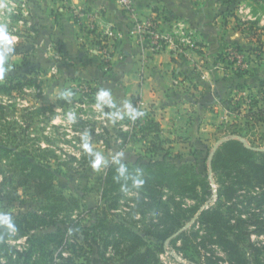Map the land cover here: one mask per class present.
Returning <instances> with one entry per match:
<instances>
[{"label":"trees","instance_id":"16d2710c","mask_svg":"<svg viewBox=\"0 0 264 264\" xmlns=\"http://www.w3.org/2000/svg\"><path fill=\"white\" fill-rule=\"evenodd\" d=\"M18 18L23 21L21 14ZM30 28L35 31L33 22ZM4 55L11 56L0 51V57ZM216 60H225L223 53ZM21 61L23 66L15 62L9 74L6 69L13 63L0 62V72H4L0 76V96L12 97L13 93L22 94L24 89L39 88L35 75L40 65L25 61L24 57ZM241 71L236 73L241 75ZM91 90L97 97L90 101L102 103L104 112L110 113V102L101 100L99 89ZM63 94H59L55 104L65 101ZM137 100L132 97L133 109L122 118L128 129L102 127V142L115 154L126 149L134 126L140 123L142 110L137 108ZM8 106L11 103L5 105L0 98V206L20 208L27 199L37 203L33 208L7 216L0 213V264H75L72 255L63 256L65 250L74 252L69 238L75 244L79 242L97 250L98 241L104 249L112 246L124 260L123 264H160L158 251L164 249L166 242L177 246V241L180 245L176 248L184 256L192 261L202 259L199 262L202 264H264V211H236L242 202L237 192L243 188L258 187L260 193L248 197L246 202L255 201L261 210L264 208V151H252L235 139L224 141L211 158V168L220 185L216 204L199 210L209 188L204 172L195 170L196 153L193 160L168 159L170 153L163 147L166 139H159L162 137L158 124L147 119L148 126L139 127L137 132L142 139L144 129L152 135L148 140L143 139L147 143L144 156L156 154V157L147 159L139 155L134 161L119 158L118 163L109 165L100 192L104 202L95 207L93 225L82 226L70 218V212L81 208L77 191L67 194L58 183L64 170L72 168L64 167L65 163L52 164L48 158L53 154L47 149H38L37 155L21 153L17 149L21 143L16 120L13 116L10 122L6 121L5 113L11 112ZM49 109L50 106L40 109V115L43 117ZM23 135L28 133L24 130ZM128 193H132L129 219L108 214L107 211H120L121 199ZM188 198L195 200V204H187ZM196 211L195 224L180 231ZM252 235L262 240H253ZM23 237L22 248L8 242L9 238ZM218 251L223 255H218ZM194 255L199 258L195 259ZM57 258L61 261L57 262ZM84 259L87 261L80 264H88V257Z\"/></svg>","mask_w":264,"mask_h":264},{"label":"rangeland","instance_id":"374dc122","mask_svg":"<svg viewBox=\"0 0 264 264\" xmlns=\"http://www.w3.org/2000/svg\"><path fill=\"white\" fill-rule=\"evenodd\" d=\"M0 1L4 4V6L0 5V51L11 54V56H1L0 62L10 60L13 63L6 69L7 74L10 73V69H13L15 62H19L18 65L23 66L22 57L25 61L40 65V70L35 75L39 81L40 93H37L36 88L32 87L24 89L22 94L13 93L12 97L0 96L5 105L11 103V106H8L11 112L5 113V116L6 121L10 122L13 116L16 120L18 140L21 143L17 149L21 153L27 151L33 155H37L38 149H47L53 154L48 158L52 164L65 163L64 167L72 168L64 170L63 176L58 180L59 185L65 189V193L70 194L72 191H77L80 198L81 208L70 212V218L78 220L82 226H92L96 218L95 207L98 203V205H102L104 202V199L100 198V192L102 180L109 165L118 163L119 158L134 161L139 155H145L147 143H144L143 139L148 140L152 135L144 129L145 136L142 139L140 138L141 134L137 131L141 126H148L147 119H150L151 111H142L140 123L134 126V132L130 137L131 142L119 156L114 153L113 149H107L101 138L102 127L111 130L118 127L127 129L122 121L124 117L116 121L111 112L105 113L97 107L98 102H91L92 98H87L85 102L79 100L84 95L72 89V85L77 81L74 80V83L69 84L67 80L62 81L65 78L62 77L59 69L55 73L51 71V66L58 59L35 52L36 33L30 28L33 21L29 14L31 5L29 0ZM223 3L227 5L229 11L227 13L230 17L229 22L234 24L242 39L241 44L232 45V47L243 53L249 68L239 69L242 70L239 75L225 65L230 73L222 82V90L220 92L210 91L211 93H207L206 96L208 99L206 107H208L210 117L214 122L203 119L202 123L209 126L208 130L202 128L197 133L185 136V140L194 142V145L192 144L194 153H197L200 148L203 152L198 153L199 159L197 158L195 170L204 172L209 193L205 196V201L200 205L199 210L216 204L220 185L216 180V174L212 171L211 158L224 141L235 139L252 151H264V85L262 86L264 83L262 82L264 81V0H223ZM18 14L22 15L23 21L19 20ZM13 52L16 53L13 54ZM39 59L41 60L39 61ZM2 66L3 64H1V69H3ZM3 74L4 72L1 70L0 76ZM64 81L66 84H63ZM185 92L192 95V99L198 103L204 99L199 95L198 90L186 88ZM62 93H64L65 101L61 105L55 104L57 98L61 96L59 94ZM213 93H217V95L214 96ZM49 106L50 109L46 110L42 117L39 110ZM197 106L200 105L197 104ZM25 116L30 118L25 119ZM46 116L49 119H44ZM24 130L28 135H23ZM159 139L163 138L159 137ZM155 155L148 154L144 157L148 159L152 156L156 157ZM181 156L182 154L175 153L173 156H168V159L178 161L182 159ZM72 157L74 160L71 159ZM98 157L100 163L95 166ZM260 191L258 187L238 190L237 195L242 202H239L236 211H250V213L264 211V208L261 210L255 201L250 204L246 202L248 197H256ZM131 196L132 193H128L121 199L120 211H107V213L119 214L129 219L128 205H130ZM194 201L192 198L185 199V202L190 205L195 204ZM36 203L27 199L23 207L20 208L0 206V213L7 216L17 210L24 211L33 208ZM198 211L186 221L180 231L195 224ZM138 217L137 215L136 218ZM137 226L140 227V225ZM9 239L8 242L11 246L22 248L25 245L24 237L17 240ZM251 239L262 240L254 235ZM68 242L73 244L74 252L65 250L63 256L72 255L75 264L87 261L84 257H88V264L124 263L112 246L104 249L101 241H98L99 250L96 247L81 245L79 242L75 244L72 238H69ZM165 245H169L168 242ZM176 245H180V242L177 241ZM169 246L175 251H180L176 248L177 246ZM189 252L192 253L191 250ZM161 254H163V250L157 253L160 264H164V262L181 264L171 255L164 256L162 259ZM219 254L223 255L218 251ZM194 257L195 259L199 258L195 255ZM183 258L189 264H202L199 263L202 259L192 261L184 254ZM60 261L61 259L57 258V262Z\"/></svg>","mask_w":264,"mask_h":264},{"label":"crops","instance_id":"0c3cea01","mask_svg":"<svg viewBox=\"0 0 264 264\" xmlns=\"http://www.w3.org/2000/svg\"><path fill=\"white\" fill-rule=\"evenodd\" d=\"M29 1L36 33L35 52L54 58L58 53L55 63L65 78L62 81H85L99 89L105 94L101 100L110 102L116 121L130 115L132 97H137V107L151 111L150 119L158 124L161 137L166 139L163 147L171 156L179 153L181 160H191L194 142H188L185 136L209 129L202 122L214 121L203 102L210 91L222 90V82L230 73L225 65H217L216 57L242 42L237 28L229 22L223 0H133L140 17L154 16L163 32H171L176 21L194 31L200 49L184 47L179 58L171 57L167 51L151 53L130 38V20L113 0ZM82 6L98 11L100 19L113 23L118 31L114 52L122 54V58H114L109 67L86 56L76 43L77 27L71 10ZM143 57L146 66L140 75L138 68ZM200 68L208 72L205 81L198 79ZM176 75L185 79L186 88L198 90L204 99L198 103L192 95L172 87L171 80ZM198 153H203L201 148L195 154L199 159Z\"/></svg>","mask_w":264,"mask_h":264},{"label":"built area","instance_id":"2783aa9c","mask_svg":"<svg viewBox=\"0 0 264 264\" xmlns=\"http://www.w3.org/2000/svg\"><path fill=\"white\" fill-rule=\"evenodd\" d=\"M113 1L130 20L128 36L143 48L146 47L151 53L167 51L171 57L179 58L183 54L184 47H189L192 50L200 49L194 31L182 21H176L171 32H163L154 16L140 17L133 0ZM0 5L4 6L2 1H0ZM71 16L77 27L76 43L83 49L85 54L93 56L99 63L106 67L110 66L114 58H122V54L114 52V43L118 37V31L113 23L102 21L98 11L89 9L86 6L72 8ZM223 56L225 60H218L217 65H227L233 71L248 68L243 53L235 48H228L223 53ZM55 58L59 59L58 53L55 54ZM145 66L146 58L143 57L140 60L138 68L140 75L144 73ZM198 70V79L200 81L207 80L208 72L203 71L201 68ZM51 71L54 73L57 72L56 63L51 66ZM186 85L188 83H186L185 79L178 75L174 76L171 80V86L180 91L183 90L182 92H185L186 88L184 89V87ZM92 88L95 87L85 81H78L72 85V89L77 90L82 95L85 94L84 97L79 99L82 102H85L87 98L97 97V95L92 94ZM40 91V88L36 89L37 93H40ZM97 107L103 110L102 103H98ZM141 110L144 111V109ZM225 112L227 111L225 110ZM126 127L128 129V126ZM119 154L116 153L118 156ZM170 255L175 257L181 264H189L183 258L182 252L175 251L174 248L165 245L163 254L160 257L163 259L164 256L168 257ZM164 264L167 263L164 262Z\"/></svg>","mask_w":264,"mask_h":264},{"label":"clouds","instance_id":"9594fccd","mask_svg":"<svg viewBox=\"0 0 264 264\" xmlns=\"http://www.w3.org/2000/svg\"><path fill=\"white\" fill-rule=\"evenodd\" d=\"M5 39H6V37H5ZM101 95L103 96V95H105V94L102 93ZM99 163H100V158L98 157L97 160H96V162H95V166H98Z\"/></svg>","mask_w":264,"mask_h":264},{"label":"water","instance_id":"95a60500","mask_svg":"<svg viewBox=\"0 0 264 264\" xmlns=\"http://www.w3.org/2000/svg\"><path fill=\"white\" fill-rule=\"evenodd\" d=\"M212 95L216 96V95H217V93H213ZM207 100H208V99H206V100L203 102V104H204V105H206V104H207Z\"/></svg>","mask_w":264,"mask_h":264}]
</instances>
